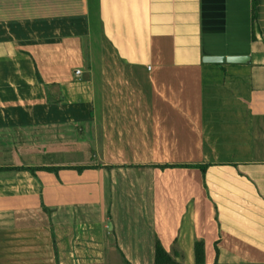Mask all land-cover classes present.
<instances>
[{"label":"crops","instance_id":"1","mask_svg":"<svg viewBox=\"0 0 264 264\" xmlns=\"http://www.w3.org/2000/svg\"><path fill=\"white\" fill-rule=\"evenodd\" d=\"M22 166L93 168L0 172V264H264V0H0Z\"/></svg>","mask_w":264,"mask_h":264},{"label":"trees","instance_id":"2","mask_svg":"<svg viewBox=\"0 0 264 264\" xmlns=\"http://www.w3.org/2000/svg\"><path fill=\"white\" fill-rule=\"evenodd\" d=\"M255 2L254 0V8H255ZM38 79L40 82H42V79L40 75L38 74ZM160 169H167V168H173V167H189L188 165H158L156 166ZM198 168L201 169L203 174L206 173L208 166L207 165H198ZM93 168V167H80V166H68V167H0V172L5 171H14V172H20V171H29L33 174H35L38 171H46V172H54L58 173L62 169H74L78 172H83L86 169ZM216 251H218L217 245H216ZM194 255H195V263L196 264H205V244L203 241H195L194 244ZM125 264H131L129 262H125ZM155 264H178L174 256H172L170 253H168L165 248L162 246L161 242L159 240L156 241L155 245Z\"/></svg>","mask_w":264,"mask_h":264},{"label":"rangeland","instance_id":"3","mask_svg":"<svg viewBox=\"0 0 264 264\" xmlns=\"http://www.w3.org/2000/svg\"><path fill=\"white\" fill-rule=\"evenodd\" d=\"M74 132H76V131H74ZM58 133H59V136H60V137H62V138H66L63 134L60 135V132H58ZM77 134H78V133H77ZM77 134H75L76 137H78ZM76 145L79 146L78 143H76ZM80 146H81V145H80ZM88 151H89V149L86 150V152H88ZM92 153H93L92 151L89 152V155L92 156ZM84 156H85V155H81L80 152L77 151V153H75V155H71V153L64 155V159H65L64 161H72V163H74L75 165H82V164H83L82 161H83ZM75 157H76V158H75ZM76 162H77V163H76ZM193 264H194V263H193Z\"/></svg>","mask_w":264,"mask_h":264},{"label":"water","instance_id":"4","mask_svg":"<svg viewBox=\"0 0 264 264\" xmlns=\"http://www.w3.org/2000/svg\"><path fill=\"white\" fill-rule=\"evenodd\" d=\"M204 62L207 63H234V62H242L243 58H229V57H223V56H208L203 58Z\"/></svg>","mask_w":264,"mask_h":264},{"label":"built area","instance_id":"5","mask_svg":"<svg viewBox=\"0 0 264 264\" xmlns=\"http://www.w3.org/2000/svg\"><path fill=\"white\" fill-rule=\"evenodd\" d=\"M78 75L82 74V71L81 70H77L76 72Z\"/></svg>","mask_w":264,"mask_h":264}]
</instances>
